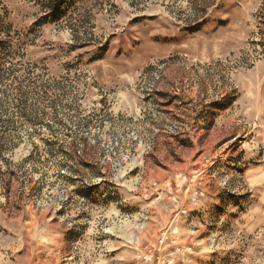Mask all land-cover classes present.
Segmentation results:
<instances>
[{"label":"rangeland","instance_id":"1","mask_svg":"<svg viewBox=\"0 0 264 264\" xmlns=\"http://www.w3.org/2000/svg\"><path fill=\"white\" fill-rule=\"evenodd\" d=\"M0 264H264V0H0Z\"/></svg>","mask_w":264,"mask_h":264}]
</instances>
